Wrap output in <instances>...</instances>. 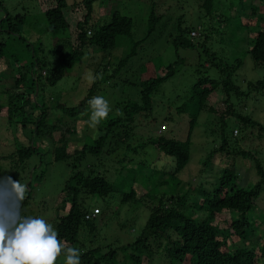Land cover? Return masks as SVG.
<instances>
[{
	"label": "rangeland",
	"instance_id": "374dc122",
	"mask_svg": "<svg viewBox=\"0 0 264 264\" xmlns=\"http://www.w3.org/2000/svg\"><path fill=\"white\" fill-rule=\"evenodd\" d=\"M67 1L68 6L64 11L69 22L68 29L54 31L49 29V23L45 17L46 9L55 4L54 0H0L12 15L28 13L27 24L18 25L19 29L25 27L20 31L26 41L21 40L19 34H8L9 28L0 34V43L3 41L7 43L4 57L0 59V105L7 104L8 95L11 92L7 90V87L16 92L13 83L19 72H14L12 76L14 64L18 62L22 65L30 64L35 60L33 58L35 51L40 57L44 55L50 60L57 58L60 51L61 55L65 53L62 50V48L65 50L64 42L71 44L72 49L79 45L80 30L77 28V22L83 18L84 11L80 9L79 12H74L72 4L76 0ZM236 1L215 0L214 11L207 15L201 7L203 0H122V2L121 0H105L106 5L99 7L100 15H107L110 13L108 10H117L120 5V12L130 16L134 21V39L141 41L137 45V55L121 66L119 65L121 59L129 50L128 41L122 40L118 47L110 52H103L94 46L86 45L83 47L84 53L80 60L66 72L57 85L46 84L39 95L38 91L35 93L36 102L38 103L43 95L47 106L57 103L58 100L68 105H78L79 101L87 96L89 88L96 84L91 99L100 96L107 101L108 115L100 120L95 128L90 127L92 109L78 107L82 112H87L78 116L75 121L79 139L75 143L80 146L85 141L93 142L100 134L111 129L105 141L103 153L96 160L93 156H89L86 161L87 163L95 162L96 165L101 164L102 166L98 165L99 170L106 169L105 174L109 180L119 187L118 192L106 199L88 198L89 203L95 204L96 201V204L91 206L92 211H89V214L95 218L96 229L90 231L85 228L81 231L82 245L77 247L80 256L89 249L100 248L106 251L109 246L117 247L134 240L161 197L165 208L176 205L180 209L187 207L190 210L193 200L200 197L199 188L212 190L213 183L224 167H235L236 183H256L259 180L255 163L258 161L264 168V94H260V91L255 89L250 91V99H245L244 96H234L233 90V97L229 98L223 87L227 75L220 69L225 64L219 67L212 66L209 57H205L204 64H199L198 48L181 46L176 49L174 43L179 23L187 28L200 26V32L204 27H208L207 44L211 52H216L217 56L228 64L236 63L237 59H234V56L238 54L242 60L244 59V64L232 76L233 86H239L240 90L253 89L250 83L264 80V69L262 71L260 65H255L250 55L244 51L255 43L258 30L264 29V7H261L258 13H251L250 9L242 10ZM247 1H243L245 5ZM253 1L258 4V0H251ZM152 5H155V13L160 16V19L154 32L148 36ZM98 18L101 20L97 17L98 21ZM107 19L109 20L110 16ZM185 35L190 38L189 32ZM198 36L192 39L196 44L203 42L205 37V35ZM29 42L32 43L29 45ZM40 48L42 49L39 53ZM178 57L182 58V62L174 65L175 73L154 93L153 108L136 115L133 121H122L119 126L114 125L110 128L111 118L125 116L123 108L126 101L135 99L137 94L140 95L139 84L150 77L165 74L168 64ZM48 69L49 67L45 68L43 72L46 73ZM105 75L108 79L103 80ZM203 75L217 81L218 85L205 100L200 112L197 113V105L190 102L187 111L182 113L176 111L175 108L189 100V95L194 88L193 84L199 76L203 77ZM126 80L135 83L130 85L129 81L127 85ZM207 83L211 84L208 81L204 84L207 85ZM27 110L31 112V107L28 106ZM52 110L50 123L57 122V117L61 116V110L58 107ZM39 113V110L33 111L34 118ZM196 113L197 118L191 128L192 114L196 115ZM223 114H227L228 122L224 136L221 133ZM238 114L251 118V122H246ZM165 115L168 116L165 117ZM65 121L68 125L73 124L65 116L58 122ZM32 134L31 124L25 128H22L21 124H11L7 107H2L0 110V186L8 185L14 173L19 179V172L21 173L22 169L18 170L21 164H8L10 160L5 159L4 156L16 151L21 144L29 145L32 142ZM163 134L169 138L190 142L191 158L186 167L172 180L169 174L164 176L169 181L157 188L152 185L144 187L140 182H136L134 186L128 185L124 176L126 171H121L123 173L118 171L122 166L133 168L138 164H144L150 166V169L153 167L166 171L172 164L174 166L173 158L157 147L158 138ZM35 143L38 144L37 139ZM41 149L42 159L40 155L35 156L32 162L36 164L29 169L30 176L32 172L35 173V177L30 178L31 189L28 188L29 185H24L26 196L31 195V197L25 200L22 194L20 205L25 201L23 207L5 215L4 223L11 222L17 216L42 217L56 230L57 207L63 198V190L72 171L71 160H55L52 145H44ZM86 161L82 163L81 168L86 167ZM150 169L147 168L148 173ZM42 171L44 176H38ZM132 187H135L140 195L126 199L125 194L120 191L124 189L127 192ZM256 206L255 213L261 212V209L264 210V191L256 200ZM59 213L66 214L67 209ZM226 217L229 215L227 214ZM263 233L264 225L260 222L255 235L260 238ZM228 241L232 243V247L242 245V241L233 235L228 238ZM65 246L71 247L69 243ZM161 247L162 245H157L158 252L155 253L153 260H147L144 257V264H164L165 258L159 256L163 251ZM156 256L159 257L157 260ZM124 257V253L119 252V258L124 260ZM64 259L63 251L57 257L55 264H64Z\"/></svg>",
	"mask_w": 264,
	"mask_h": 264
},
{
	"label": "trees",
	"instance_id": "16d2710c",
	"mask_svg": "<svg viewBox=\"0 0 264 264\" xmlns=\"http://www.w3.org/2000/svg\"><path fill=\"white\" fill-rule=\"evenodd\" d=\"M54 1L55 4L46 9L45 17L49 23V29L63 31L68 29L69 26L64 11L68 6V1ZM243 1L237 0L236 2L239 3L242 10L250 9L251 13H258L261 7H264V0H258V4L248 0L247 3L249 4L246 3V5ZM214 2L215 0H203L201 7L207 15L214 11ZM104 5H106L105 0H76L72 4L74 12H79L80 9L84 11L83 18L77 22V28L80 30L78 34L79 45L72 49L71 44L68 45V43L64 42L65 50L63 48L62 50L65 53L61 55L60 51L58 57L52 60L45 58L46 56L44 55L40 57L37 54L38 52L35 51L33 55L35 60L30 64L22 65L17 61L18 64H14L15 67L12 69V76L14 72H19L13 83V88L16 92L7 87V90L11 91L8 95L7 104L0 105V110L3 106L7 107L8 119L11 124H21L22 128L31 124L33 133L32 142L29 145L21 144V146L16 148V151L4 156L5 159L10 160L8 164H21L18 171L21 169L22 171L21 173L19 172V179L15 177L14 173L8 185L0 186V222H4L5 215L9 214V212L23 207L25 201L20 205L22 194L25 200L31 197V195L26 196V186L24 185H29L28 188L31 189L30 178H34L35 173L32 172L30 176L29 169L36 164L32 160L37 155H40L42 159L41 148L47 144L52 145L55 160H71L72 171L66 181L63 198L57 207L58 221L56 230L59 240L64 244L69 243L71 247L75 248L78 245H82L80 243L81 231L85 228L90 231L96 229L95 218L86 217L89 211H92L91 206H94L96 201L95 204L89 203L88 198L95 200L99 198L106 199L119 191L117 184L109 180L105 174L107 170L104 168L101 171L99 170V166H102L101 164L96 165L95 162L87 163L86 161L89 156H93L96 160L103 153V147L111 129L104 134H100L93 142L85 141L81 146L75 143L79 140L75 121L78 116L87 112H82V107L86 108V110L91 109L89 101L96 84L89 88L87 96L79 101L78 105H68L66 102H59L57 99V103H51L50 106H47L43 95L42 99L38 100V103L34 95L37 90L39 95L46 84L57 85L66 72L80 60L84 53L83 47L86 45L94 46L103 52H110L118 47L122 40L128 41L129 50L122 57L121 64H119L121 66L133 58L134 55H137V45L141 41L134 39V21L130 16L120 12V5L117 10H112L108 7V9H111L108 10L110 13L100 15L99 7H104ZM154 9L155 5H152L148 36L154 32L160 19ZM0 10H2L0 12V34L7 31L5 30L6 28H9L8 34H19V38L26 41L25 36L20 31V29H25V27L19 29L18 25L24 26L27 24L28 13L12 15L2 2H0ZM96 14L97 17L101 18V20L98 18L101 22L96 19ZM109 16L110 19L108 20ZM15 18L18 20H14ZM195 29L200 30V26L187 28L182 27L181 23H179L178 34L174 40L176 49L181 46L198 48L199 64H204L205 57L210 58L212 66L219 67V65L225 64L220 69L227 75L223 87L229 98L234 95L250 99V91L255 89L260 91V94H264V80L251 82L253 89L240 90L239 86L234 87L232 76L244 64V59L242 60L238 54L234 56V59H237L236 63H225L224 59L218 57L216 52H211L208 48L207 41L209 36L206 35L208 27H204L202 32H200V36L205 35V37L204 41L198 44L192 41L195 37L191 35V31ZM186 32H189L191 39L186 37ZM31 43L29 42V45ZM5 46H7L5 41L0 43V59L4 57ZM41 49H39V53ZM244 52L248 53L253 63L260 65L259 67L263 71L264 29L258 30L255 43ZM181 62L182 58L178 57L168 64L165 74L143 80L139 84L141 87L140 95L137 94L138 96L136 95L135 99L126 101L123 108L125 116L123 118H120V116L111 118L109 127L119 126L122 121H133L136 115L150 111L153 108L152 97L154 93L158 91L163 82L175 73L174 65ZM48 67V71L46 73L43 72ZM106 79H108L107 75L103 77V80ZM129 81L126 80L127 85H129ZM207 81L211 84H204ZM134 83L130 81V85ZM217 85L218 82L208 78V76H199L193 84L194 88L189 95V100L184 102L182 106L175 108V110L179 113L187 111V106L190 102L197 105V113H199L205 100L216 89ZM233 90L234 93L232 95ZM28 106L31 107V112L27 110ZM54 107H58L61 110V116L57 117L58 121H61L62 117L65 116L73 124L68 125V120L62 123L58 121L50 123V113ZM78 107L81 108L78 109ZM36 110H39L40 113L34 118L33 111ZM197 113L196 115L192 114L191 128L195 124ZM238 115L244 118L246 122H251L252 120L247 116ZM167 116L165 115V117ZM226 120L227 114H223L222 136H224L228 126ZM36 139L37 145L35 143ZM157 147L173 158L174 166L172 164L169 167L170 170L168 169L167 171L153 167L150 169V166L144 164H138V166L133 168L122 166L118 171H126L124 176L128 185L134 186L136 182H140L144 187L152 185L157 188L159 185L169 181L164 176L169 174L170 180H172L178 176V173L190 161L191 146L188 140L182 141L169 138L163 134L158 138ZM243 155L246 156L247 154L243 153ZM84 161H86L87 165L83 169L81 165ZM99 162L103 164L102 161ZM255 166L259 180L256 183L244 182L243 184L236 183L237 170L234 166L224 167L213 183L212 190L199 188L200 197L193 200L190 210L187 207L180 209L176 205L165 208L164 200L161 197L155 207L152 208L149 218L144 226L140 228L134 240L117 245V247L109 246L106 251L100 248L89 249L80 256V264H124L125 262L144 264V257L147 260L155 258V253L158 252L156 250L157 245H162L161 249L163 251L160 252L159 256L165 258L164 264H264V233L260 238L255 235L260 227V222L264 225V210L261 209V212L255 213L257 208L256 200L264 191V168L258 161H256ZM148 167L150 169L149 173L147 172ZM38 176L43 177L44 171ZM13 181L17 183L18 190L14 189ZM120 192L125 194L126 199H132L136 195H140L135 187H132L127 192L124 189ZM66 209V214L61 215L59 213ZM227 214L229 217H226ZM259 220L260 222H258ZM232 235L242 241L241 246L232 247V243L228 241V238ZM119 252L124 253V260L119 258ZM158 258L156 256V260Z\"/></svg>",
	"mask_w": 264,
	"mask_h": 264
},
{
	"label": "clouds",
	"instance_id": "9594fccd",
	"mask_svg": "<svg viewBox=\"0 0 264 264\" xmlns=\"http://www.w3.org/2000/svg\"><path fill=\"white\" fill-rule=\"evenodd\" d=\"M90 127L108 115L107 101L96 96L89 101ZM14 189L17 183L12 182ZM18 190V189H17ZM64 251V264H80L79 249L66 247L57 231L42 217H19L0 222V264H55Z\"/></svg>",
	"mask_w": 264,
	"mask_h": 264
},
{
	"label": "built area",
	"instance_id": "2783aa9c",
	"mask_svg": "<svg viewBox=\"0 0 264 264\" xmlns=\"http://www.w3.org/2000/svg\"><path fill=\"white\" fill-rule=\"evenodd\" d=\"M191 35H192L193 37H197L198 35H200V31L197 30V29H195V30L191 31ZM86 217H87V218H90V217H94V216H91L90 214H87Z\"/></svg>",
	"mask_w": 264,
	"mask_h": 264
},
{
	"label": "water",
	"instance_id": "95a60500",
	"mask_svg": "<svg viewBox=\"0 0 264 264\" xmlns=\"http://www.w3.org/2000/svg\"><path fill=\"white\" fill-rule=\"evenodd\" d=\"M37 91H38V90H37ZM37 91H36V92H37Z\"/></svg>",
	"mask_w": 264,
	"mask_h": 264
}]
</instances>
